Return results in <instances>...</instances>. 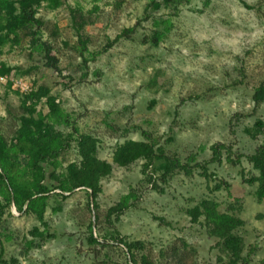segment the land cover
Instances as JSON below:
<instances>
[{
    "label": "rangeland",
    "instance_id": "374dc122",
    "mask_svg": "<svg viewBox=\"0 0 264 264\" xmlns=\"http://www.w3.org/2000/svg\"><path fill=\"white\" fill-rule=\"evenodd\" d=\"M58 1L35 5L40 28H21L14 43L11 36L0 44V65L12 69L0 77V138L8 144L23 118L42 119L61 134L57 141L69 142L45 166L63 175L79 161L74 131L92 135L111 174L100 181L95 209L82 189L65 200L52 190L45 225L10 205L0 219V259L131 264L127 249L110 239L118 233L142 242L158 264H226L205 216L191 217L208 201L243 222L235 234L247 264H264V199L257 201V182L249 180L258 172L247 159L264 145V0H188L177 10L148 7V0ZM124 29L133 32L111 43ZM41 42L51 46L57 71L45 66ZM32 93L41 96L30 106ZM258 122L263 129L252 137ZM126 140L154 144L162 159L145 171L144 160L117 166L114 150ZM217 145L220 161L212 162ZM166 160L189 174L161 167ZM220 181L229 189H215ZM121 203L127 208L108 222V209ZM89 224L99 244L89 242Z\"/></svg>",
    "mask_w": 264,
    "mask_h": 264
},
{
    "label": "trees",
    "instance_id": "16d2710c",
    "mask_svg": "<svg viewBox=\"0 0 264 264\" xmlns=\"http://www.w3.org/2000/svg\"><path fill=\"white\" fill-rule=\"evenodd\" d=\"M41 1L0 0V44H4L11 36L13 37L9 41L14 43L12 41L17 36L16 32L21 28L28 26L40 28L42 26V23L35 17V5H38ZM47 2L52 8L60 5L58 0H47ZM185 2H188V0H148L147 6L155 8L159 4H163L165 7L177 10V7ZM132 32L133 29L122 30L111 43H116L120 38ZM1 34H3V37H1ZM77 34L82 50H85L86 40H82L80 34ZM156 39L153 41L154 43ZM37 42L38 40L35 39V43ZM41 46L44 49L45 66L57 71L58 60L52 55L51 46L44 42H41ZM11 71V68L3 64L0 65L1 78L7 77ZM40 96L32 93L26 95L25 100L32 106L34 101L39 100ZM47 106L49 109H55L49 100H47ZM21 121L23 128L21 131L16 132L10 143L7 144L0 138V219L10 205H13L18 212L24 211L26 214H34L37 220L45 225L43 216L46 208L45 204L48 196L53 192L52 190L59 191L56 197L65 200L64 193L82 189L88 195V202L91 199V203H94V209L97 208L98 206L95 203L102 192L100 181L110 176L111 167L107 162L97 158L98 140L96 137L88 134H78L74 129L73 136H76L74 140L77 144L78 163L69 164L63 175L54 171L47 174L45 166L53 167L54 161L62 149V144L69 146V142L67 139L57 141L61 134L55 132L50 125H45L42 119L23 118ZM255 128L258 131L255 130L252 137H256L263 129L262 123L258 122ZM220 148L222 147L219 145L215 146L212 162L220 161ZM156 153L154 144L126 140L116 146L113 153V162L119 167L126 168L137 160H144L143 170L145 171L153 165L154 161L160 162L162 159L157 158ZM247 159L258 172V176L251 178L249 182H257L256 198L258 202H261L264 199V145L257 148L255 153ZM161 167H167L169 170H184L186 174H189L187 166L176 161L166 160L163 165L161 164ZM196 167L202 171V177L207 180L213 179V175L207 173L205 164H198ZM48 181L50 184H48ZM221 186L226 190L229 189L228 184L223 181H220L215 189L218 190ZM126 208L127 206L121 203L108 209L107 221L109 222L113 215L118 218ZM216 208V204L203 201L192 210L191 217L196 220L200 215L205 216V224L217 238L222 250L228 254L226 264H247L249 260L242 257L243 242L235 234V230L242 226L243 222L233 216L219 214ZM88 229L89 242L99 244L92 235L91 224H89ZM45 234L44 232H38L37 229L32 232V235L38 236L40 239L46 238L47 235ZM110 239L127 249L131 264H158L151 260L147 253H143L145 247L142 242L127 241L121 238L118 233H115V236H111ZM15 263H17L15 259H10V261L0 259V264Z\"/></svg>",
    "mask_w": 264,
    "mask_h": 264
},
{
    "label": "built area",
    "instance_id": "2783aa9c",
    "mask_svg": "<svg viewBox=\"0 0 264 264\" xmlns=\"http://www.w3.org/2000/svg\"><path fill=\"white\" fill-rule=\"evenodd\" d=\"M18 84H19V83H18ZM20 85H21V83H20ZM20 85H14V86H16V87H18V88H21L22 85H21V86H20Z\"/></svg>",
    "mask_w": 264,
    "mask_h": 264
}]
</instances>
